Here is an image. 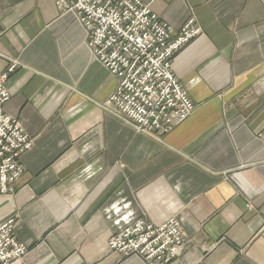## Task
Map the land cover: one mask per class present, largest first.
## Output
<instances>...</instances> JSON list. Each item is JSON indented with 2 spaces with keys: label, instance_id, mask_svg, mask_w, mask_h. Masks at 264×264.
<instances>
[{
  "label": "crops",
  "instance_id": "1",
  "mask_svg": "<svg viewBox=\"0 0 264 264\" xmlns=\"http://www.w3.org/2000/svg\"><path fill=\"white\" fill-rule=\"evenodd\" d=\"M140 1L172 36L200 28L171 59L196 108L163 136L107 103L116 80L72 11L0 0V71L16 65L3 109L31 138L0 194L27 247L8 264H146L106 246L139 217L178 220L170 264H264V0Z\"/></svg>",
  "mask_w": 264,
  "mask_h": 264
},
{
  "label": "built area",
  "instance_id": "2",
  "mask_svg": "<svg viewBox=\"0 0 264 264\" xmlns=\"http://www.w3.org/2000/svg\"><path fill=\"white\" fill-rule=\"evenodd\" d=\"M85 29L96 60L116 80L107 103L138 132L163 136L190 116L196 105L171 71L174 53L200 33L189 18L171 29L140 0H56ZM15 63L0 71V194H12L21 175L20 155L31 138L19 120L5 113L7 81ZM14 217L0 222V264L23 256L27 247L15 236ZM185 242L175 217L154 225L139 217L106 242L121 257L140 256L146 264H170Z\"/></svg>",
  "mask_w": 264,
  "mask_h": 264
}]
</instances>
